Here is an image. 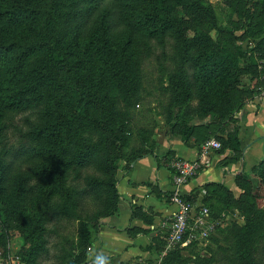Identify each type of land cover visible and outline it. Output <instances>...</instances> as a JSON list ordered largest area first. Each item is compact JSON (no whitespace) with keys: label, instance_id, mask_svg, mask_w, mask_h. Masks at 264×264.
I'll use <instances>...</instances> for the list:
<instances>
[{"label":"trees","instance_id":"1","mask_svg":"<svg viewBox=\"0 0 264 264\" xmlns=\"http://www.w3.org/2000/svg\"><path fill=\"white\" fill-rule=\"evenodd\" d=\"M225 4L244 16V0H225ZM217 29L218 18L209 0H0V200L10 192L18 196L34 193L9 191L15 182L13 164L7 162L1 146L10 116L18 113L25 116L23 132L30 144L21 147L14 159L49 162L44 170L47 176L42 178L53 181L70 165L93 168L106 178L90 181L83 194L93 195L108 210L113 203L119 207L121 176L116 161L121 138L114 126H124V122L118 121L115 109L121 102H138L141 67L156 42L171 38L183 52H197L191 62L202 100L209 102L214 96L241 109L254 95L251 83L258 77L259 61H264L263 27L249 25L250 38L259 40L249 50L235 37L229 42L215 40L212 32ZM188 30L193 33L191 39ZM243 76L250 78L247 87H242ZM84 129L108 134L107 148L87 140L79 148H70L72 136ZM206 130L192 127L190 134L200 142ZM222 143L225 151H231L222 168L225 177L234 174L231 165L244 162L246 150L237 135H228ZM147 156L151 154L136 157L127 171ZM256 168L264 180V160ZM245 169L244 162L235 176L250 180ZM199 191L206 192L203 201L212 213L208 198L229 190L225 182H209L188 198L196 199ZM53 192L48 191V196ZM116 208L106 218L113 217ZM105 225L99 222L100 227ZM230 231L239 248L236 264H264V257L256 254L250 224H234ZM159 236L164 240L161 253L166 237ZM193 249L201 257L202 252ZM180 251L168 253L163 264H173Z\"/></svg>","mask_w":264,"mask_h":264},{"label":"rangeland","instance_id":"2","mask_svg":"<svg viewBox=\"0 0 264 264\" xmlns=\"http://www.w3.org/2000/svg\"><path fill=\"white\" fill-rule=\"evenodd\" d=\"M244 1V16L240 17L232 12L225 0H209L218 18V29L212 32V36L223 42H229L235 37L244 50H249L259 43L258 39L250 38L249 25L260 23V27L264 29V0ZM248 17L253 19L249 20ZM192 35V31L188 30L187 36L191 39ZM152 50L141 67L137 82L138 102L134 105L121 102L115 109L118 121L124 122V126H114L121 138V152L116 161L119 177L123 173L130 174L140 163H152L154 157L158 158L160 167L171 172L172 164L176 161L200 160L203 145L214 139L222 148L206 153L209 164L203 165L199 173L203 180L202 172L218 170L216 167L223 168L227 161L226 157L219 160L226 152L222 139H227L228 135H237L243 144H247L244 133L249 130L245 127L261 126V132L249 139L258 141L251 155L255 161L247 158L245 173L250 180L235 176L241 171L242 164L231 165L229 169L235 170L233 175L227 174L226 177L229 191H220V196L208 198L218 223L208 248L198 257L193 246H186L181 249L173 264H236V252L239 248L230 231L234 224H250L254 228L256 254L264 257V180H261L260 169L256 168L264 160V61H259L260 68L256 70L258 77L251 83L255 89L254 95L250 96L241 109H236L229 102L218 101L214 96L209 98V102L202 100L201 90L193 78L191 58L197 55L195 50L185 53L171 38L163 43L156 42ZM249 79L243 76L242 87L248 86ZM228 109L232 111L227 112ZM24 118L18 113L10 116L1 148L7 153V162L13 164L12 176L15 182L9 191L34 193L18 196L10 192L7 198L0 200V264H94L104 228L99 226V222L107 224L112 218L119 217L123 209L120 206L121 200L119 207L113 203L108 210L107 205L103 207V203L93 195L88 197L83 194L90 181L106 178L93 168L70 165L58 179L53 181L49 178L47 181L43 178L47 176L44 175V170L49 162L30 158L14 159L21 147H28L30 144L23 132ZM34 119L35 116H32V120ZM202 126L207 130L203 140L198 142L195 135L190 134V130L192 127ZM188 134L191 135L189 140ZM107 135L102 136L91 129H84L72 136L74 139L70 148H79L82 140L100 142L102 147L107 148ZM190 150L198 152V155L186 156ZM229 152L231 156V151ZM147 154L151 156L140 159L133 164L131 171H127L136 157ZM221 175L223 176L222 171L220 178ZM216 176L212 178L218 183L220 179H216ZM212 178L207 177V181L210 182ZM120 187L121 183L119 191ZM48 191L55 192L48 196ZM114 208L116 214L106 218ZM140 215V210L132 213L135 218ZM132 220L134 221L133 218ZM117 225L118 232L109 231L117 241L127 238L134 241L140 234L146 237L142 244L130 242L126 245V251L137 248L136 252L139 254L127 264H159V248L164 245V240L159 235L151 237L150 231H142L138 226L133 227L132 223L127 229L121 228L122 222ZM106 238L108 243L115 242L108 233ZM39 246L43 248L42 251H39ZM108 246L115 250V244ZM106 258L112 260L110 256ZM163 263L161 261L160 264Z\"/></svg>","mask_w":264,"mask_h":264},{"label":"crops","instance_id":"3","mask_svg":"<svg viewBox=\"0 0 264 264\" xmlns=\"http://www.w3.org/2000/svg\"><path fill=\"white\" fill-rule=\"evenodd\" d=\"M257 123V122H256ZM249 130V132L244 133V137L247 139V144H244V150H246V155L244 157L245 165L247 166V158L251 159L254 162V157L251 156L254 151L258 141H249L250 138H253L254 135L260 133L261 126L252 125V127H245ZM244 128V129H245ZM251 140V139H250ZM229 151H226L222 155V159L230 156ZM193 155H198V152L190 150L186 153V156L191 157ZM199 159L203 162L204 166L209 164V160L207 156L200 155ZM149 162V161H148ZM143 164L140 163L137 169H133L130 174L123 173L121 176V204L123 206L122 214L119 217L112 218L108 221L107 225L104 226L101 232V243L99 244V252L98 257H109L112 260H108L112 264H127L128 261L134 256H138L139 254L136 252L137 248H132L126 251V245L128 243H143V239H146L145 236L140 234L136 237L134 241L132 239L127 238L125 240L121 239L117 241L114 236L111 235L109 231L118 232L119 228L117 224L122 222V227L127 229L128 227L138 226L142 231H150V236L156 235H164L161 231V226L166 217L173 211L171 207V203L169 200V195L173 192V181H172V171H168L165 168H162L158 165L157 158L154 157V161L152 163ZM243 162V163H244ZM247 163V164H246ZM242 164V163H241ZM212 166H214L212 164ZM234 167V166H233ZM217 169L204 171L202 172L203 180L200 178V174L192 179L190 184L185 188V193L195 192L197 188L204 185L207 181V177L212 178L216 176V179H220V182L228 183L226 177L221 175L222 167H216ZM234 168L231 169L234 172ZM216 172V173H215ZM206 178V179H204ZM214 178L210 182H217ZM219 182V181H218ZM140 210L141 214L138 218L132 216L133 211ZM134 219V221L132 220ZM104 230L106 232H104ZM110 234V237L116 242L108 243L106 240V236ZM118 238V237H117ZM116 245L115 250L114 247H110L108 245ZM120 246V247H119ZM112 253V254H109ZM112 256V257H111ZM109 263V264H111Z\"/></svg>","mask_w":264,"mask_h":264},{"label":"built area","instance_id":"4","mask_svg":"<svg viewBox=\"0 0 264 264\" xmlns=\"http://www.w3.org/2000/svg\"><path fill=\"white\" fill-rule=\"evenodd\" d=\"M222 145L214 139L203 145L202 156L209 150H220ZM201 160H179L172 164V181L174 190L169 198L173 211L166 217L161 226L164 233L165 247L159 257V264L171 251L186 246H195L203 252L209 246L212 235L218 227L211 210L204 204L205 191H199L196 199H189L191 193L185 188L201 171Z\"/></svg>","mask_w":264,"mask_h":264},{"label":"clouds","instance_id":"5","mask_svg":"<svg viewBox=\"0 0 264 264\" xmlns=\"http://www.w3.org/2000/svg\"><path fill=\"white\" fill-rule=\"evenodd\" d=\"M94 264H109L107 258L103 257V256H99L96 259V262H94Z\"/></svg>","mask_w":264,"mask_h":264},{"label":"water","instance_id":"6","mask_svg":"<svg viewBox=\"0 0 264 264\" xmlns=\"http://www.w3.org/2000/svg\"><path fill=\"white\" fill-rule=\"evenodd\" d=\"M242 167H243V161H242Z\"/></svg>","mask_w":264,"mask_h":264}]
</instances>
